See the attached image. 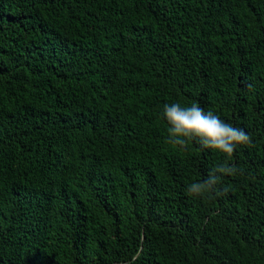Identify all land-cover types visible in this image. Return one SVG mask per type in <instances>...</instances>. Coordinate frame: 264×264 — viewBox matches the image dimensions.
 <instances>
[{
  "label": "trees",
  "instance_id": "16d2710c",
  "mask_svg": "<svg viewBox=\"0 0 264 264\" xmlns=\"http://www.w3.org/2000/svg\"><path fill=\"white\" fill-rule=\"evenodd\" d=\"M172 103L250 143H166ZM0 264H264V0H0Z\"/></svg>",
  "mask_w": 264,
  "mask_h": 264
},
{
  "label": "clouds",
  "instance_id": "9594fccd",
  "mask_svg": "<svg viewBox=\"0 0 264 264\" xmlns=\"http://www.w3.org/2000/svg\"><path fill=\"white\" fill-rule=\"evenodd\" d=\"M167 125L166 143L184 148L189 142H198L202 149L231 157L238 146L250 143V136L243 130L226 123L212 111L205 112L198 104L182 107L180 103L165 104L162 112ZM236 169L227 163L217 166L203 182L192 183L187 193L201 197L217 193V186L224 176L235 174Z\"/></svg>",
  "mask_w": 264,
  "mask_h": 264
}]
</instances>
